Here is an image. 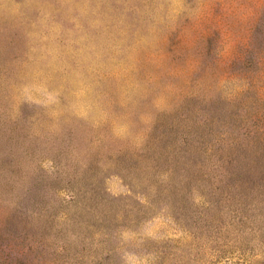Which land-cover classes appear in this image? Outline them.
Segmentation results:
<instances>
[{"label":"rangeland","instance_id":"obj_1","mask_svg":"<svg viewBox=\"0 0 264 264\" xmlns=\"http://www.w3.org/2000/svg\"><path fill=\"white\" fill-rule=\"evenodd\" d=\"M0 264H264V0H0Z\"/></svg>","mask_w":264,"mask_h":264}]
</instances>
